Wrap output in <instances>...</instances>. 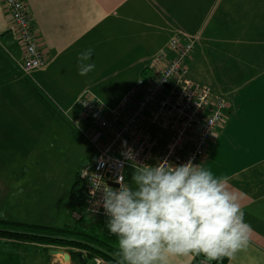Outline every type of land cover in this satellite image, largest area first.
I'll return each instance as SVG.
<instances>
[{"label":"crops","instance_id":"0c3cea01","mask_svg":"<svg viewBox=\"0 0 264 264\" xmlns=\"http://www.w3.org/2000/svg\"><path fill=\"white\" fill-rule=\"evenodd\" d=\"M22 1L46 63L30 77L21 74L16 64L21 52L0 0V150H10L5 141L22 137L28 128L27 103L30 110L72 112L74 100L89 91L113 109L138 79L146 77L150 60L173 36H189L194 41L190 79L228 103L226 116L197 164L227 180L251 226L245 249L232 259L210 264H264V0ZM89 48L93 54L88 62L95 68L81 76L77 57ZM93 159L94 154L85 165ZM132 172L125 170V182H130ZM5 173L9 172L0 170V175ZM23 190L25 194V186ZM20 192V187L11 188L0 178L2 206L8 201L9 207L0 220L41 225L26 212L9 211L23 206ZM73 252L0 239V264H79ZM204 259L175 257L172 264H203ZM90 260L86 264H93Z\"/></svg>","mask_w":264,"mask_h":264},{"label":"built area","instance_id":"2783aa9c","mask_svg":"<svg viewBox=\"0 0 264 264\" xmlns=\"http://www.w3.org/2000/svg\"><path fill=\"white\" fill-rule=\"evenodd\" d=\"M1 1L10 18L9 31L21 52L17 67L30 77L46 63L32 18L22 0ZM193 49L191 37L173 36L166 49L150 60L146 77L138 79L113 109L89 91L72 103L80 119L88 122L81 135L94 154L92 163L77 173L84 184L83 211L88 216L107 219L100 203L103 187H118V178L125 182V170L133 171L130 153L135 162L152 165L165 159L176 165L190 159L197 164L204 158L228 103L190 79L188 63ZM63 112L69 115V110ZM93 264L103 261L96 258Z\"/></svg>","mask_w":264,"mask_h":264},{"label":"clouds","instance_id":"9594fccd","mask_svg":"<svg viewBox=\"0 0 264 264\" xmlns=\"http://www.w3.org/2000/svg\"><path fill=\"white\" fill-rule=\"evenodd\" d=\"M91 48L78 54V74L95 68ZM132 160L130 182L104 186L107 228L117 237L116 264H172L175 257L203 256V264L232 259L249 244L240 198L226 179L194 164Z\"/></svg>","mask_w":264,"mask_h":264},{"label":"rangeland","instance_id":"374dc122","mask_svg":"<svg viewBox=\"0 0 264 264\" xmlns=\"http://www.w3.org/2000/svg\"><path fill=\"white\" fill-rule=\"evenodd\" d=\"M27 104L28 128L25 132L22 130V137H11L5 141L10 143V150H0V170L9 172L0 175V178L11 188L20 187L22 196L18 198L26 202L19 209L11 207L9 211L19 210L22 215L26 212L41 225L60 228L73 207L69 195L77 173L93 157L81 135V131H86L88 126L78 117L75 109L72 112L69 110V115L65 116L59 108L55 112L46 109L33 111L30 110L32 106ZM150 129L157 132L154 128ZM24 186L27 190L25 194ZM2 203L0 198L1 214L9 208L8 201L4 206ZM80 215L74 212L71 218L78 220Z\"/></svg>","mask_w":264,"mask_h":264},{"label":"trees","instance_id":"16d2710c","mask_svg":"<svg viewBox=\"0 0 264 264\" xmlns=\"http://www.w3.org/2000/svg\"><path fill=\"white\" fill-rule=\"evenodd\" d=\"M77 179L69 195L73 207L70 208L68 219L62 227L53 228L0 220V239L72 248L75 251L71 254L79 264H86L94 258L104 260L105 264H116L118 258L114 256V252L117 247V237L109 232L107 219L83 214L84 184ZM73 212L81 214L78 220L71 218ZM94 218L98 220L97 223L91 221Z\"/></svg>","mask_w":264,"mask_h":264},{"label":"water","instance_id":"95a60500","mask_svg":"<svg viewBox=\"0 0 264 264\" xmlns=\"http://www.w3.org/2000/svg\"><path fill=\"white\" fill-rule=\"evenodd\" d=\"M54 254H61V255H63V253H61V252H57V251H55V252H53ZM64 259L65 260H68V256L67 255H64Z\"/></svg>","mask_w":264,"mask_h":264}]
</instances>
